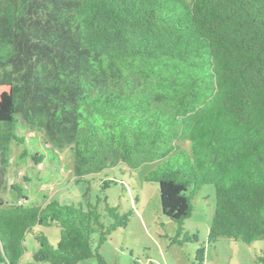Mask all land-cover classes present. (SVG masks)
Here are the masks:
<instances>
[{"label": "trees", "instance_id": "obj_1", "mask_svg": "<svg viewBox=\"0 0 264 264\" xmlns=\"http://www.w3.org/2000/svg\"><path fill=\"white\" fill-rule=\"evenodd\" d=\"M21 129L69 150L76 183L158 163L144 181L176 225L171 246L199 242L183 226L205 186L206 244L252 246L264 236V0H0V264H19L29 234L31 264H107L100 247L133 211L91 203L88 189L77 205L31 203L10 171L45 155ZM50 227L55 247L40 230Z\"/></svg>", "mask_w": 264, "mask_h": 264}, {"label": "rangeland", "instance_id": "obj_2", "mask_svg": "<svg viewBox=\"0 0 264 264\" xmlns=\"http://www.w3.org/2000/svg\"><path fill=\"white\" fill-rule=\"evenodd\" d=\"M18 133L25 138V146L31 153L45 155L38 165L27 160L16 163L10 171L9 184L13 182L22 185L31 203L42 205L55 201L61 205H77L88 189L91 203H95L99 197L101 200L106 199L109 206L118 208L120 213L133 211L134 215L127 227L113 231L100 247L99 254L107 264H190L200 245H204L206 250L204 264H257L256 255L264 253V236L252 246L234 243L225 238L219 239L215 245L206 244L215 208L212 186L203 187L196 196L193 214L183 226L185 231L197 233L199 242L184 247L171 246L170 239L175 235L176 225L161 213L157 185L144 181L145 175L155 169L158 163L145 164L136 171L119 164L98 175L85 176L76 183L72 175L73 160L69 150L57 155L46 144L42 134L26 129H21ZM19 151V148L14 147L13 156ZM23 177L28 178L29 182H25ZM106 180L114 181L115 184L102 190V184ZM2 197L8 199L7 194ZM40 230L55 247L59 230L55 227ZM25 247L26 253L19 264H31V255L39 249L30 234L25 237ZM78 264L98 263L96 259H89Z\"/></svg>", "mask_w": 264, "mask_h": 264}]
</instances>
